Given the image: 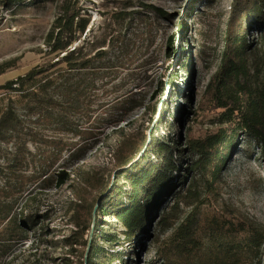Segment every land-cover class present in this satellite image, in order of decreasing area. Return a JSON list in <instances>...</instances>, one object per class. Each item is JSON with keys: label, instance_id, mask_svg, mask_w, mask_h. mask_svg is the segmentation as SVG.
<instances>
[{"label": "trees", "instance_id": "1", "mask_svg": "<svg viewBox=\"0 0 264 264\" xmlns=\"http://www.w3.org/2000/svg\"><path fill=\"white\" fill-rule=\"evenodd\" d=\"M41 1L58 4V14L44 43L48 53L56 54L58 60H50L42 67L35 66L24 77L0 86V90L20 94L17 101L10 97L0 116V264H11L8 257L13 249L37 228L40 215H26L24 206L19 209L26 193L36 184L48 189L53 184L62 186L70 179L66 171L49 175L50 163L44 157L37 165L33 162L35 166L31 172L26 171L30 162L21 156L20 139L25 136L22 132L33 139L38 136L27 131V116L39 112V122L57 124L59 130L84 139L89 134L90 138L92 130L79 127L67 113L78 111L79 97L95 88L99 73L108 74L115 67L124 69L139 48L138 43L129 37L133 23L126 21L134 13H116L114 22L117 27H110V33L104 39L87 38L86 33L84 43L69 50L90 23L83 16L84 8L79 6L78 0H0V8L13 12ZM139 1L145 8H150V12L164 15L161 9ZM230 8L221 63L205 91L209 103L217 110L214 120L218 129L200 137L187 136L183 143L181 135L174 131V124L181 120L184 108L177 103L168 132L159 135L156 132L160 124L167 123V102L150 138L141 137L135 146L131 145L132 139L124 142V146L117 150L119 162L114 181L106 180L101 185L99 196L88 208V223L79 213L72 221L83 241H71L69 238L73 235L64 240L73 253L77 244L85 246L81 264H132L128 256L130 251L125 257L120 249L109 247L106 250L98 238L119 247L124 244L122 236L135 248L142 244L140 238L148 231L149 223L158 212L162 215L161 228L173 231L174 254L184 264H264V224L240 213L234 205L217 196L224 167L240 139H245L248 146H256L264 161V47L261 44L264 0H233ZM178 29L185 38L187 23L180 22ZM256 34L259 35L257 38L254 37ZM175 39L173 35L166 42L169 56L176 50ZM86 45L90 50L85 53ZM188 49L189 45L180 46L181 53L189 52L180 65L186 70L187 84L194 66ZM64 51L66 54L60 57ZM177 75L178 72L172 74L169 81L174 87L171 100L182 91L177 89ZM164 84L162 80L157 94L163 90ZM124 85L118 86L122 88ZM29 88L37 90L28 92ZM24 98L31 100L23 104V110L16 103ZM114 100L109 103L107 111L110 115L113 111L120 120L137 105L133 97H116ZM43 143L51 145L49 141ZM126 146L130 147L125 149ZM141 149H144L142 153ZM177 194L182 199L183 213L176 209L180 206L179 201L177 206L166 204ZM28 200L26 198V202ZM105 216L121 221V236L102 227L105 224L100 222Z\"/></svg>", "mask_w": 264, "mask_h": 264}, {"label": "rangeland", "instance_id": "2", "mask_svg": "<svg viewBox=\"0 0 264 264\" xmlns=\"http://www.w3.org/2000/svg\"><path fill=\"white\" fill-rule=\"evenodd\" d=\"M142 1L161 9L164 15L150 12V8H145L139 0H78L79 6L84 8L83 16L88 18L90 23L83 36L73 42L69 50L80 47L84 43L86 33L87 38L96 36L104 39L110 33V27H117L114 22L116 13H134L126 21L133 23L129 37L138 43L139 48H136L137 54L132 56L124 69L115 67L110 69L108 74L99 73L96 76L95 88L79 97L78 111L67 113L79 127L92 130L93 135L90 138L89 134H86L84 139L59 130L57 124L39 122V112L27 116V131L38 136L33 139L22 132L25 136L20 139L23 151L21 156L27 157L30 162L26 171L31 172L35 166L33 162L37 165L39 159L44 157L50 163L49 175L66 171L70 179L62 186L53 184L48 189L40 188L36 184L29 191H32L31 194L27 196V192V197L22 198L19 209L24 206L26 215L36 213L40 217L36 221L37 228L34 232L11 252L8 257L11 264L82 263L85 246L77 244L73 253L64 241L72 235V238H69L71 241H83L79 236L80 231H76L77 227L72 221L79 213L82 220L88 223V208L92 207L99 196L101 185L106 180L111 183L114 181L119 162L117 150L124 146V142H129V139L133 140L131 145L135 146L141 137L150 138L153 129L158 126L160 112L167 102V123L163 121L160 124L156 132L159 135L168 132L169 123L174 121V107L177 103L184 108L181 120L174 124V131L181 135L183 143L187 136L200 137L207 132L216 131L219 127L214 120L217 110L209 103L205 91L221 63L226 22L233 0ZM57 14L58 4L50 1L28 4L13 12L0 8V86L10 80L24 77L35 66L42 67L50 60H58L56 54L48 53L44 44ZM180 22H185L188 26L185 38L178 29ZM173 35L176 37V50L169 56L166 42ZM258 36L256 34L254 37ZM182 44L189 45L188 50L193 58V74L189 77V84L185 80L186 70L180 67L189 54L188 51L181 53ZM261 44L264 47V37ZM88 50L90 46L86 45L85 53ZM66 51L61 53L60 57L66 54ZM176 72L177 89L182 91L177 98L171 100L174 87L169 81ZM162 80L165 82L163 90L157 94ZM123 83L125 85L122 88L118 86ZM35 90L37 89H27L28 92ZM19 95L18 92L0 90V116L10 102V97L17 101ZM116 97H133L137 104L126 112L123 120L115 116L113 111V116L107 111L109 103L115 101ZM24 99L16 103L17 107L23 110V104L31 100ZM154 105L155 110L152 112ZM44 141H49L51 145L43 143ZM128 147L130 146L125 149ZM72 151H75L73 156H69ZM142 151L144 149H141L140 153ZM140 153L138 155H141ZM217 196L234 205L240 213L264 224V161L260 158L259 149L254 145H246L245 139H240L224 167ZM26 198H29L27 202ZM178 201L180 206H177ZM181 201L177 194L169 198L166 204L177 206L178 213H183L185 209ZM44 214L46 217H42ZM161 216L160 212L156 214L148 225V231L140 238L142 244L135 248L121 236V221L105 216L100 222L105 224L102 227L121 236L124 244L118 247L117 244L101 242L100 238L98 241L106 250L109 247L122 250L125 257L130 251L128 256L132 259V264H184L178 255L174 254L171 244L173 231L161 228Z\"/></svg>", "mask_w": 264, "mask_h": 264}]
</instances>
